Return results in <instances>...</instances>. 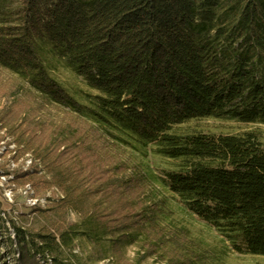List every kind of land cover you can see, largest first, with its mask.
Returning a JSON list of instances; mask_svg holds the SVG:
<instances>
[{
    "label": "trees",
    "instance_id": "16d2710c",
    "mask_svg": "<svg viewBox=\"0 0 264 264\" xmlns=\"http://www.w3.org/2000/svg\"><path fill=\"white\" fill-rule=\"evenodd\" d=\"M0 66L45 104L90 124L7 126L13 157L32 154L19 176L47 171L65 192L61 204L109 200L64 229L30 231L7 220L17 264H75L63 251L77 236L97 245L110 236L121 247L129 228L149 221L145 204L122 214L111 208L131 183L120 174L125 163L102 162L98 136L177 161L161 169L164 185L237 253L264 255V143L254 131L178 129L207 117L264 123V0H0ZM59 67L81 79L84 94L55 76ZM149 174L142 170L133 185L152 182ZM38 186L49 184L41 178Z\"/></svg>",
    "mask_w": 264,
    "mask_h": 264
},
{
    "label": "rangeland",
    "instance_id": "374dc122",
    "mask_svg": "<svg viewBox=\"0 0 264 264\" xmlns=\"http://www.w3.org/2000/svg\"><path fill=\"white\" fill-rule=\"evenodd\" d=\"M53 73L72 92L79 96L84 94L81 89H86V85L69 68L59 67ZM24 119L45 127L48 125V132L60 125L80 127L81 131L90 128L87 121L66 108L45 104L38 93L28 88L24 79L0 66V264H17L13 253L14 235L7 220H14L30 231L64 229L72 223L82 222L101 201L102 204L109 203L96 195L80 205L61 204L58 202L65 197V192L51 183L47 171H39L32 179L20 177L21 171L31 168L32 154L20 151L13 157L9 150L15 146V136L7 131V126ZM178 129L234 134L254 131L264 143V123L259 121L247 123L231 117L194 118ZM92 143L99 148L105 165L125 163L127 166L120 174L131 185L120 189L124 191L116 195L118 200L110 199L111 208H115L116 214H122L145 204L143 208L149 221L140 227L129 228L121 247L112 246L110 236L97 245L81 234L73 240V246L64 249L66 260L75 264H123L126 261L167 264L169 257H177L192 259L194 264H264V255L237 253L217 229L193 214L179 196L164 185L161 169L173 166L177 161L153 153L144 156L130 147H117L107 140L105 143L99 136L93 138ZM142 170L150 172L152 182L144 179L146 184L134 186L133 182L140 178ZM41 178L48 182V187L38 186Z\"/></svg>",
    "mask_w": 264,
    "mask_h": 264
},
{
    "label": "built area",
    "instance_id": "2783aa9c",
    "mask_svg": "<svg viewBox=\"0 0 264 264\" xmlns=\"http://www.w3.org/2000/svg\"><path fill=\"white\" fill-rule=\"evenodd\" d=\"M30 163H31V158H30V161H29ZM35 201V200H34ZM36 202V201H35Z\"/></svg>",
    "mask_w": 264,
    "mask_h": 264
}]
</instances>
